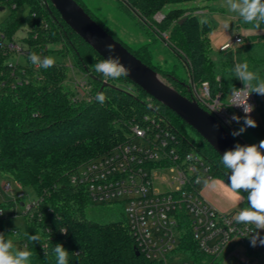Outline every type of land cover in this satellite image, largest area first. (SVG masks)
Returning a JSON list of instances; mask_svg holds the SVG:
<instances>
[{
    "label": "trees",
    "instance_id": "obj_1",
    "mask_svg": "<svg viewBox=\"0 0 264 264\" xmlns=\"http://www.w3.org/2000/svg\"><path fill=\"white\" fill-rule=\"evenodd\" d=\"M190 1L194 0H123V5L156 35L166 33L169 47L184 61L190 80L196 86L207 82L211 97L219 96L227 103L232 86L238 87L229 63L221 54L225 51L214 52L211 46L209 35L217 25L207 20L200 22L195 14L184 16L186 10L182 8L164 13L169 5ZM11 2L17 9L0 25V32L12 39L26 25L25 40L32 52L38 54L48 45L46 56L50 52H60L51 49V45H62L66 53L73 55L76 68L88 74L94 86L92 100L74 101L76 92L65 82L67 66L56 62L51 68L36 69L26 61L25 65L10 68L9 57L0 54V172L9 174L22 187H32L39 200V206L27 216L26 235L20 241L32 253L30 264H56L53 250L57 244L69 252L68 264H150L143 255H136L137 244L126 215L115 217L105 208L96 207L83 188L70 183L71 175L83 164L124 143L126 123L151 114L153 110L165 116L176 129L184 148L196 149L212 163L215 178L228 184L229 170L222 165L221 156L199 134L125 76L105 79L96 73L93 65L103 58L63 22L49 0ZM159 12L164 14V19L152 24ZM42 20L48 24L47 29L41 26ZM97 22L118 40L100 21ZM260 28H264V24ZM241 44V62H246L250 70L264 78V36L243 38ZM124 46L173 82L172 86L182 95L192 98L191 92L187 93V83L181 82L175 73L164 72L151 64L148 46L137 51ZM15 79L22 83H15ZM120 84H130L132 89H124ZM100 92L108 97L103 105L95 98ZM254 96L259 119L252 117L257 127L247 131L261 141L264 140V96ZM237 126H242V121ZM234 138L244 145L239 136ZM244 195L246 198L247 193ZM5 204L10 205L9 202ZM4 206L0 202V208ZM94 212L101 218H95ZM105 214L110 216L106 218ZM35 235L40 239L31 241L29 237ZM183 248L186 259L190 252L200 264L215 263L213 258L197 249L189 234Z\"/></svg>",
    "mask_w": 264,
    "mask_h": 264
},
{
    "label": "built area",
    "instance_id": "obj_2",
    "mask_svg": "<svg viewBox=\"0 0 264 264\" xmlns=\"http://www.w3.org/2000/svg\"><path fill=\"white\" fill-rule=\"evenodd\" d=\"M1 7L4 10L9 7L11 11L17 9L11 0H0ZM41 26L48 28L44 20ZM25 32L21 44L16 42L17 35L9 39L0 32V54L9 57L10 68L20 64V57L31 63L28 56L32 48L25 40L27 30ZM242 42V35L237 33L219 50L227 51ZM48 48L47 45L40 49L38 55L46 56L44 52ZM16 55L18 60L14 62ZM33 67L40 68L39 65ZM74 68L71 66L70 69L75 71ZM22 70L26 72L25 68ZM85 78L88 80L75 77L74 101L93 99L94 86L88 74ZM16 82L22 83L19 79H15ZM104 83H107L106 80ZM189 86L192 98L202 108L215 116L228 132L236 130L238 123L232 121L229 124L227 121L234 113L243 116L244 112L240 107L231 106L232 97L224 103L219 96L211 97L208 83L199 89L193 83ZM249 103L255 108L254 94L250 96ZM253 114L254 111L252 117ZM124 129L126 141L107 154L83 164L71 175L70 183L83 188L95 204L114 202L125 206L126 219L140 255L150 264H190L183 248L189 234L197 249L213 258L215 263L212 264L230 257L239 258L245 264H264V245L258 243L253 247L248 237L255 226L237 224L234 216L238 211L220 213L201 197L205 184L197 183V177L209 181L215 179L213 165L196 149L184 148L178 132L165 116L153 110L151 114L126 123ZM162 187L165 189L160 191ZM10 192L9 183L0 184V200L15 205L16 202L8 195ZM23 206V214L30 217L39 206V200ZM4 217L0 208V220ZM5 232L19 234L17 230L0 227V233ZM259 232L264 237V230ZM241 249L246 251V256ZM187 254L191 256L190 252Z\"/></svg>",
    "mask_w": 264,
    "mask_h": 264
},
{
    "label": "rangeland",
    "instance_id": "obj_3",
    "mask_svg": "<svg viewBox=\"0 0 264 264\" xmlns=\"http://www.w3.org/2000/svg\"><path fill=\"white\" fill-rule=\"evenodd\" d=\"M81 6H84L93 15L96 21H100L109 31H111L115 37L128 48L137 51L141 47L148 46L151 52V64L164 72H173L176 77H178L181 82L193 83L189 78V73L184 61L179 55H177L169 47V37L166 33L161 35H156L144 21L131 10L127 9L123 5V0H78ZM172 8H182L185 11L184 16L190 14H195L200 22L210 21L217 25L216 29L209 35L210 43L214 52H219V43L228 38L230 40L234 39L235 35L239 33L244 39H249L252 36H264V28L256 29L254 26L246 24L237 14L229 13L225 0H194L190 2H185L181 4L169 5L164 13ZM29 10H27L26 14ZM11 9L7 7L4 11H0V25L10 16ZM164 19V14L159 12L154 16V21L152 24L161 23ZM228 24V28L225 25ZM26 25L23 26L22 30L17 33L16 42L21 44L22 38L26 36L25 32ZM242 44L233 46L229 50L221 53L229 63L232 71L236 63L241 62V52ZM51 49L60 50V52H50L48 56L53 57L56 62L63 64L67 67L74 66L75 71L68 68L66 73V84L75 90V77L78 79H85L84 73L79 71L75 66V59L71 53H66L62 45L55 44L51 45ZM18 60V56L14 57V62ZM20 64L24 65L26 60L24 57H20ZM75 74V75H74ZM234 74V72H233ZM235 77V76H234ZM171 85L173 82L165 78ZM236 85L238 88H242L243 84L241 81L235 78ZM108 82V81H106ZM207 83V82H205ZM107 84V83H106ZM194 84V83H193ZM204 84V83H203ZM202 84V85H203ZM196 86V84H194ZM202 85L196 86L199 89ZM124 89L131 90L130 84H120ZM230 92L228 93V102L230 101ZM150 106L151 103H149ZM254 119H259V114L256 111V106L254 108ZM241 126H236L238 130ZM239 138L243 141L244 145L258 144L259 141L256 140L247 130L239 135ZM218 179V178H215ZM223 183L212 187L211 183L204 185L201 189V197L207 201V198L216 200L220 204L228 206L227 212L220 213H230L231 211H240L242 207L247 206L246 198L240 204H237L233 198V194L228 191L225 187V182L218 179ZM9 183L11 185V192L8 194L9 197L16 202L15 205H6L3 199L0 200L5 206L2 208L4 212V218L0 220V227L3 229H13L19 232L18 235H13L11 233L5 232V239H11L14 244V248H19L22 250H27V248L21 244V240L25 238L26 235V221L27 216L23 214L24 206L29 205L38 200V197L32 187H22L16 181L12 179L9 174L0 172V184ZM225 188V189H224ZM165 187L160 188V191L164 190ZM227 190L229 193H227ZM208 202V201H207ZM96 207L105 208L108 214H113L115 217L121 218V214L125 215V206L119 203H108V204H97ZM95 218L99 217L98 212L92 213ZM106 218L110 215L105 214ZM243 255L246 256V251L241 249ZM190 256V254H187ZM190 264H200L194 256L188 258ZM245 264L238 258L230 257L224 259L217 264Z\"/></svg>",
    "mask_w": 264,
    "mask_h": 264
},
{
    "label": "clouds",
    "instance_id": "obj_4",
    "mask_svg": "<svg viewBox=\"0 0 264 264\" xmlns=\"http://www.w3.org/2000/svg\"><path fill=\"white\" fill-rule=\"evenodd\" d=\"M229 13L237 14L246 24H253L259 29L264 24V0H225ZM228 24L225 28H228ZM106 51L109 55L93 65L96 73L102 74L105 79H118L130 74L131 69L122 63V58L116 54L114 44H107ZM28 60L33 65H39L44 69L51 68L56 61L50 56H41L31 52ZM234 76L242 82V88L232 86L230 96L231 106L242 108L243 117L231 116L227 123L235 121L242 126L238 130H233V137L243 134L248 128L257 127V122L252 118L254 105L249 103L252 94L264 96V78H261L255 71L249 69L246 62L236 63L233 68ZM96 100L103 105L108 99L103 92L97 93ZM215 127H218L215 126ZM221 163L228 169L229 183L225 187L233 194L237 204L245 200L247 206L242 207L234 216L237 224L254 225L255 230L249 235L253 247L264 245V237H261L259 230H264V140L258 144L241 145L237 143L234 148L226 150L221 156ZM197 183L203 182L205 185L211 183L212 187L223 183L218 179L209 181L203 177H197ZM67 230H64L66 232ZM31 241L40 239L38 235L30 236ZM56 264H68L69 252L61 244L54 248ZM32 253L29 250L14 248L13 241L5 239L0 233V264H30Z\"/></svg>",
    "mask_w": 264,
    "mask_h": 264
},
{
    "label": "water",
    "instance_id": "obj_5",
    "mask_svg": "<svg viewBox=\"0 0 264 264\" xmlns=\"http://www.w3.org/2000/svg\"><path fill=\"white\" fill-rule=\"evenodd\" d=\"M49 2L57 10L63 22L103 59L109 55L106 45L114 44L116 54L122 58V63L131 69L130 74L125 77L176 114L220 156L226 150L234 148L237 141L215 116L202 108L193 98L182 95L160 73L133 55L76 0H49ZM47 8L49 9V4ZM0 11H4V7H1ZM217 125L218 127H215ZM136 255L140 256L138 250Z\"/></svg>",
    "mask_w": 264,
    "mask_h": 264
},
{
    "label": "crops",
    "instance_id": "obj_6",
    "mask_svg": "<svg viewBox=\"0 0 264 264\" xmlns=\"http://www.w3.org/2000/svg\"><path fill=\"white\" fill-rule=\"evenodd\" d=\"M228 41H230V39H228V38H225V39H223L220 43H219V47L222 45V44H224V43H226V42H228ZM226 184V183H225ZM225 189V188H224ZM227 189V188H226ZM228 190V189H227ZM227 190H224V191H226L227 193H229ZM207 201H208V203L209 204H211L214 208H216L219 212H227L228 211V206H225L224 204H220V203H218L216 200H212V199H209V198H207ZM234 211H236V210H234Z\"/></svg>",
    "mask_w": 264,
    "mask_h": 264
},
{
    "label": "flooded vegetation",
    "instance_id": "obj_7",
    "mask_svg": "<svg viewBox=\"0 0 264 264\" xmlns=\"http://www.w3.org/2000/svg\"><path fill=\"white\" fill-rule=\"evenodd\" d=\"M189 92H190V89L188 88V92L187 93L189 94Z\"/></svg>",
    "mask_w": 264,
    "mask_h": 264
}]
</instances>
